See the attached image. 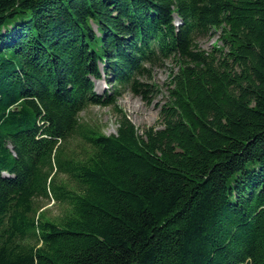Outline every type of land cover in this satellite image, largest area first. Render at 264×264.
Returning <instances> with one entry per match:
<instances>
[{"label":"trees","instance_id":"trees-1","mask_svg":"<svg viewBox=\"0 0 264 264\" xmlns=\"http://www.w3.org/2000/svg\"><path fill=\"white\" fill-rule=\"evenodd\" d=\"M0 264H264V0H0Z\"/></svg>","mask_w":264,"mask_h":264},{"label":"rangeland","instance_id":"rangeland-1","mask_svg":"<svg viewBox=\"0 0 264 264\" xmlns=\"http://www.w3.org/2000/svg\"><path fill=\"white\" fill-rule=\"evenodd\" d=\"M199 44L207 50H211L214 44L220 43L218 35L203 36L199 38ZM174 65L172 60H168L164 67H156L153 73V81L159 85V92L152 102H148L139 95L134 94L130 89H125L123 94L117 99V107L122 109L129 118L142 130L151 126L161 128L163 126L160 119L161 104L167 98L168 82L170 80V68ZM96 90L103 93L108 82L105 78L95 80ZM81 122L87 123L105 134L117 132L120 115L114 106L92 104L80 114ZM84 142L80 136L75 135L68 142V146L76 152L83 149ZM39 212H44L48 217L57 216L60 206L49 198L39 199L37 202Z\"/></svg>","mask_w":264,"mask_h":264}]
</instances>
